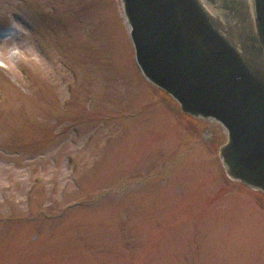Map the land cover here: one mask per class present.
Here are the masks:
<instances>
[{
    "label": "rangeland",
    "instance_id": "374dc122",
    "mask_svg": "<svg viewBox=\"0 0 264 264\" xmlns=\"http://www.w3.org/2000/svg\"><path fill=\"white\" fill-rule=\"evenodd\" d=\"M225 140L143 77L121 0H0V264H264Z\"/></svg>",
    "mask_w": 264,
    "mask_h": 264
},
{
    "label": "water",
    "instance_id": "95a60500",
    "mask_svg": "<svg viewBox=\"0 0 264 264\" xmlns=\"http://www.w3.org/2000/svg\"><path fill=\"white\" fill-rule=\"evenodd\" d=\"M143 77L226 135V176L264 194V0H121Z\"/></svg>",
    "mask_w": 264,
    "mask_h": 264
},
{
    "label": "bare ground",
    "instance_id": "6f19581e",
    "mask_svg": "<svg viewBox=\"0 0 264 264\" xmlns=\"http://www.w3.org/2000/svg\"><path fill=\"white\" fill-rule=\"evenodd\" d=\"M4 34L7 35V33H4ZM220 147H221V146H220ZM220 147H219V148H220ZM218 154H219V149H218ZM259 193H261V192H259ZM261 194H262V193H261ZM262 195H264V194H262Z\"/></svg>",
    "mask_w": 264,
    "mask_h": 264
},
{
    "label": "flooded vegetation",
    "instance_id": "af4514ba",
    "mask_svg": "<svg viewBox=\"0 0 264 264\" xmlns=\"http://www.w3.org/2000/svg\"><path fill=\"white\" fill-rule=\"evenodd\" d=\"M211 137H213V134H211Z\"/></svg>",
    "mask_w": 264,
    "mask_h": 264
}]
</instances>
